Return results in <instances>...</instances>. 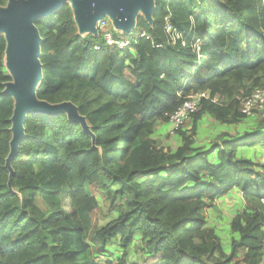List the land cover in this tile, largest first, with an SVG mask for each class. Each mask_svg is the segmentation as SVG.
Listing matches in <instances>:
<instances>
[{
    "label": "trees",
    "instance_id": "16d2710c",
    "mask_svg": "<svg viewBox=\"0 0 264 264\" xmlns=\"http://www.w3.org/2000/svg\"><path fill=\"white\" fill-rule=\"evenodd\" d=\"M152 18L118 36L131 40L125 49L106 46L101 33L81 35L68 3L35 23L37 97L74 104L89 134L67 113L28 114L12 178L15 101L4 94L13 79L0 34V264L264 263V160L255 152L264 155V111L241 112L264 91V0H155ZM167 18L181 35L175 42ZM196 95L205 97L176 132L181 145L163 147L157 128ZM204 118L253 127L199 147ZM233 192L243 207L227 252L205 214ZM100 215L111 219L100 224ZM138 248L139 261L129 260Z\"/></svg>",
    "mask_w": 264,
    "mask_h": 264
},
{
    "label": "water",
    "instance_id": "95a60500",
    "mask_svg": "<svg viewBox=\"0 0 264 264\" xmlns=\"http://www.w3.org/2000/svg\"><path fill=\"white\" fill-rule=\"evenodd\" d=\"M69 0H9L6 7H0V34L7 41L5 64L13 82L6 84L4 94L14 98L12 140L6 167L13 176L12 160L17 156L19 146L25 137L24 122L28 114L53 116L67 113L72 122L80 123L89 134L83 117L77 107L69 102L51 105L40 101L37 88L43 78L40 61L42 38L35 23L58 11ZM71 7L81 35L100 36L98 23L109 19L112 28L122 35H133L137 19L143 16L151 24L155 0H72ZM9 184H11V179Z\"/></svg>",
    "mask_w": 264,
    "mask_h": 264
},
{
    "label": "rangeland",
    "instance_id": "374dc122",
    "mask_svg": "<svg viewBox=\"0 0 264 264\" xmlns=\"http://www.w3.org/2000/svg\"><path fill=\"white\" fill-rule=\"evenodd\" d=\"M71 1L72 0H69L70 3ZM257 116H259V113H257L253 117L256 118ZM257 121H258V118L255 119V122L254 120L251 122L256 123ZM187 125L188 123L185 125V127ZM216 126L218 127L216 123L211 122L210 124L207 125V129H201V131L198 133L197 138L195 139V145L199 147H207L213 144L214 141H217V136L219 135L220 131L217 132ZM243 127H244L243 130H250L252 129L253 124H250L249 122L246 121L242 126H240V128H243ZM205 130H209V131H205ZM235 130L234 129L230 130L231 133L229 134L231 136L234 135L236 133ZM161 131H162L161 132L162 135L156 138H159V141L163 147L174 150L181 145V141L176 134H171L169 130L165 132L163 130ZM255 152L257 156H260V160L263 161L264 155L258 154L257 153L258 151H255ZM239 156L248 157L245 150H240ZM216 207L218 209L217 212H212L208 209L206 210V214H205L206 220L209 222V225H211V227H215L221 239L223 247L225 248L227 252H229L230 250V247H229L230 246V229H229L230 221L236 215V213L242 209L243 202L241 200V197L238 195V193L233 192L231 194H228L218 199L216 202ZM106 211L107 209L104 207L103 212H106ZM110 219L111 217L103 218L101 215L98 217L100 224H104L108 222ZM137 246L139 247L141 246L140 242H137ZM110 251L112 252L114 256L119 257L120 249L118 246L113 245L110 248ZM128 258L131 261H139V259L141 258V252L139 248L137 249V251H134V249H131Z\"/></svg>",
    "mask_w": 264,
    "mask_h": 264
},
{
    "label": "built area",
    "instance_id": "2783aa9c",
    "mask_svg": "<svg viewBox=\"0 0 264 264\" xmlns=\"http://www.w3.org/2000/svg\"><path fill=\"white\" fill-rule=\"evenodd\" d=\"M166 31L172 35L173 42L181 38V35L175 34L170 24V19H166ZM99 34L101 33L103 42L106 46L111 48L125 49L132 45L130 39H119V33L116 32L110 22L105 19L98 23ZM142 37L146 36L145 33L141 34ZM95 49H99L100 46L97 42L94 43ZM199 45L196 46V50L199 51ZM201 97L205 95H196L187 100L171 117L170 125L172 126L173 133H176L184 127L189 121L190 117L197 113L199 107V101ZM264 111V91L258 90L251 97L247 98L242 105L241 112L247 117H253L257 113Z\"/></svg>",
    "mask_w": 264,
    "mask_h": 264
},
{
    "label": "crops",
    "instance_id": "0c3cea01",
    "mask_svg": "<svg viewBox=\"0 0 264 264\" xmlns=\"http://www.w3.org/2000/svg\"><path fill=\"white\" fill-rule=\"evenodd\" d=\"M211 122H214V123H216V125H218L219 128L216 126V130H217V132L220 131L219 135L222 134V133H231L230 130H232V129H234V130L236 129V130H235L236 133H235L234 135H236L237 133H241V134H243V132L246 131V130H243L244 127H243V128H240V126H242L243 124H240V125H238V126L227 127V126H222V125H220L219 123H217V122H215V121H213V120H211V119H209V118H204V119H203V122L200 124V130H199V132L201 131V129H207V125L210 124ZM214 126H215V125H214ZM161 130H163L164 132L169 130V131L171 132V134H176V133H173V132H172L173 129H172V126L170 125V123L167 124V125H161V126H159V127L157 128L156 133H157V136H158V137L162 135V134H161V132H162ZM205 131H209V130H205ZM232 136H233V135H232ZM263 159H264V156H263Z\"/></svg>",
    "mask_w": 264,
    "mask_h": 264
},
{
    "label": "bare ground",
    "instance_id": "6f19581e",
    "mask_svg": "<svg viewBox=\"0 0 264 264\" xmlns=\"http://www.w3.org/2000/svg\"><path fill=\"white\" fill-rule=\"evenodd\" d=\"M185 125H186V124H185ZM185 125H184V126H185Z\"/></svg>",
    "mask_w": 264,
    "mask_h": 264
}]
</instances>
